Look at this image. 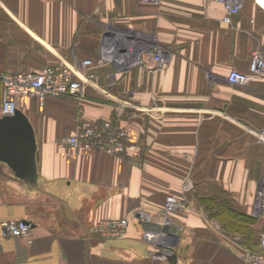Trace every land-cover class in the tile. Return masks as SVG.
<instances>
[{"label": "crops", "instance_id": "1", "mask_svg": "<svg viewBox=\"0 0 264 264\" xmlns=\"http://www.w3.org/2000/svg\"><path fill=\"white\" fill-rule=\"evenodd\" d=\"M226 13L217 0H0V76L52 65L85 81L82 95L17 98L35 129L38 176L25 182L0 161V264H171L154 251L177 253V264H249L263 248L264 77L228 75L249 72L264 50V7L243 0L230 23ZM119 34L165 46L167 65L99 62ZM87 58L95 63L79 67ZM2 99L0 78V116ZM83 119H115L126 153L60 146ZM169 196L185 206L170 214L174 233L153 231L166 236L156 246L136 214L161 223ZM203 197L231 210L212 215ZM106 217H127L126 232L93 233ZM5 219L30 222L32 242L4 236Z\"/></svg>", "mask_w": 264, "mask_h": 264}, {"label": "built area", "instance_id": "2", "mask_svg": "<svg viewBox=\"0 0 264 264\" xmlns=\"http://www.w3.org/2000/svg\"><path fill=\"white\" fill-rule=\"evenodd\" d=\"M143 2L159 3L160 0H142ZM224 4L227 13L225 21L232 22L233 15L240 12L243 0H217ZM264 7V0H256ZM143 46L138 48H124L123 53H131V55H121L120 63L134 62L143 68L155 71L164 67L168 63V54L160 49V45ZM153 47V48H152ZM119 50L120 45L114 43L113 46L107 45L102 51L99 62L105 60L117 61L115 54ZM135 59V60H134ZM95 63L93 59L87 58L78 60V65L85 68ZM264 77V50L257 48L251 56L250 71L242 72L233 69L228 75V79L233 84L246 85L254 78ZM3 84V100L1 104L3 114H15L18 110L17 98L19 96H35L44 103L48 96H66L84 94L85 81L84 78L78 77V73L72 68L57 69L52 65L45 66L40 72L21 71V72H5L1 76ZM264 139V132L262 134ZM129 133L126 128L114 124L112 120H80L76 126L74 133L59 138L60 146H70L84 151L93 148H100L113 155L125 154L127 151V142ZM261 197V205L264 208V184L259 192ZM185 206L182 199L176 196H170L167 199L164 211L161 213V223H171V212L177 211ZM137 218L141 220L155 221L153 214L141 209L137 212ZM129 225V219L123 218H102L95 222L91 227V231L101 238H114L122 236ZM2 234L4 236H22L32 242L33 226L26 220L5 219L1 222ZM167 235V234H166ZM147 238L153 241L156 246L166 245V236L150 230L146 232ZM261 244L264 246V231L260 236ZM168 252H153L154 258H165ZM249 264H264V251H253L248 255Z\"/></svg>", "mask_w": 264, "mask_h": 264}, {"label": "water", "instance_id": "3", "mask_svg": "<svg viewBox=\"0 0 264 264\" xmlns=\"http://www.w3.org/2000/svg\"><path fill=\"white\" fill-rule=\"evenodd\" d=\"M0 161L5 162L15 175L25 182H35L38 176V145L34 126L20 109L15 114L0 116ZM147 230L174 233L170 223L141 220ZM171 264H177V253H167Z\"/></svg>", "mask_w": 264, "mask_h": 264}, {"label": "rangeland", "instance_id": "4", "mask_svg": "<svg viewBox=\"0 0 264 264\" xmlns=\"http://www.w3.org/2000/svg\"><path fill=\"white\" fill-rule=\"evenodd\" d=\"M124 37H127L128 38L127 39L128 41L126 42V45H125L126 48H138L136 50H140L143 47L141 45H148V46H151L152 45V46H155V47H158L157 45H160V44H156L155 41L152 42L153 40H151V38L141 37V36H138V35L137 36H129V35L127 36V35H123V34H121V35L119 34L116 37L110 38L108 40L109 42L107 43V45H109L111 47L113 46L114 43H118V45H121L122 42H120L119 39L120 38H124ZM159 47H160L161 50H164L165 52H167V54H169L170 51L165 46L160 45ZM117 51L119 52V54L117 55V57L114 58V59L117 60L116 62L121 61V58H122L121 55H123V56L124 55L125 56L131 55L130 52L128 54L126 52L123 53L124 50H122L121 48H119V50L117 48ZM121 65H123V67H129V66L135 65V63L134 62H131V60H130V62H128V63L127 62H124V63H121ZM75 96H78V95H75ZM111 120L113 121L114 124H116V120L115 119H111ZM178 198L183 200V198H181V197H178ZM167 199H168V197H167ZM167 199H166V202H167ZM165 206H166V204H165ZM263 231L260 233V236L263 233ZM9 236H11V235H9ZM17 237H22V236H17ZM260 244H261V241H260ZM261 246L264 248V246L262 244H261ZM257 251H264V250H257Z\"/></svg>", "mask_w": 264, "mask_h": 264}, {"label": "trees", "instance_id": "5", "mask_svg": "<svg viewBox=\"0 0 264 264\" xmlns=\"http://www.w3.org/2000/svg\"><path fill=\"white\" fill-rule=\"evenodd\" d=\"M202 201L203 203L211 210V214L212 215H220L219 211L221 210H231V209H228L225 204H222V203H218L216 202L215 200H213L212 198H202ZM245 216V217H244ZM246 219H249V220H254L253 217H250V216H247V215H244L242 214L241 217H240V220L241 221H244ZM241 228V227H240ZM261 250H264V248H262Z\"/></svg>", "mask_w": 264, "mask_h": 264}, {"label": "bare ground", "instance_id": "6", "mask_svg": "<svg viewBox=\"0 0 264 264\" xmlns=\"http://www.w3.org/2000/svg\"><path fill=\"white\" fill-rule=\"evenodd\" d=\"M127 39H128L127 37L119 39L122 42L121 45H120L122 50H124V48H125L126 42L128 41ZM152 42H154V41H152ZM141 46H147V45H141ZM118 54H119V52L117 51V53L115 54V57H117ZM135 65H137V64H135Z\"/></svg>", "mask_w": 264, "mask_h": 264}]
</instances>
